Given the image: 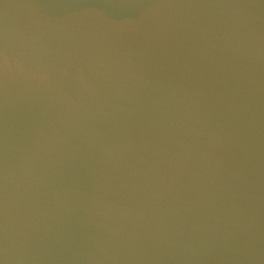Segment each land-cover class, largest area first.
I'll return each mask as SVG.
<instances>
[{
    "label": "water",
    "instance_id": "1",
    "mask_svg": "<svg viewBox=\"0 0 264 264\" xmlns=\"http://www.w3.org/2000/svg\"><path fill=\"white\" fill-rule=\"evenodd\" d=\"M0 264H264V0H0Z\"/></svg>",
    "mask_w": 264,
    "mask_h": 264
}]
</instances>
